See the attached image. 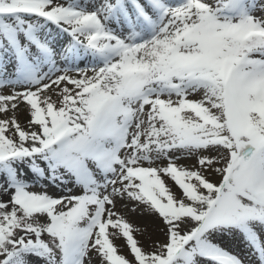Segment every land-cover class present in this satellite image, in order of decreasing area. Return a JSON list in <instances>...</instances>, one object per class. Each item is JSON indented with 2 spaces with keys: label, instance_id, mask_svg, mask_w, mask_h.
<instances>
[{
  "label": "snow or ice",
  "instance_id": "obj_1",
  "mask_svg": "<svg viewBox=\"0 0 264 264\" xmlns=\"http://www.w3.org/2000/svg\"><path fill=\"white\" fill-rule=\"evenodd\" d=\"M0 264H264V0H0Z\"/></svg>",
  "mask_w": 264,
  "mask_h": 264
},
{
  "label": "bare ground",
  "instance_id": "obj_2",
  "mask_svg": "<svg viewBox=\"0 0 264 264\" xmlns=\"http://www.w3.org/2000/svg\"><path fill=\"white\" fill-rule=\"evenodd\" d=\"M180 162L183 163V164H193L194 160L186 159V160H182ZM169 183H171V182L169 181ZM173 190L175 191V189H173ZM118 208L122 209L123 206L118 204ZM128 218L133 223L134 226H143L144 225V222H145L144 219L142 217L138 216V215H129ZM136 238L139 239L142 243H146V241L144 240V237H142V236L137 234ZM115 244L117 245V247L120 250L121 254L127 255V253H128L127 252V247L125 246V241L123 239L116 240ZM238 248H240L241 251H245L246 252V250L244 249L243 245H240V246H238L236 248L232 245V250L235 251V252L240 253V255L243 256L245 253L242 254L240 251H238Z\"/></svg>",
  "mask_w": 264,
  "mask_h": 264
},
{
  "label": "rangeland",
  "instance_id": "obj_3",
  "mask_svg": "<svg viewBox=\"0 0 264 264\" xmlns=\"http://www.w3.org/2000/svg\"><path fill=\"white\" fill-rule=\"evenodd\" d=\"M233 246L236 248V247H238L237 245H235V244H233ZM238 251H240L242 254H244L245 253V251H241L240 250V248H238ZM127 252H128V249H127ZM245 255V254H244Z\"/></svg>",
  "mask_w": 264,
  "mask_h": 264
}]
</instances>
